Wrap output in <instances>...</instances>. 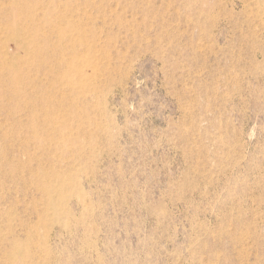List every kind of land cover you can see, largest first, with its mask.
Masks as SVG:
<instances>
[{
  "label": "rangeland",
  "instance_id": "1",
  "mask_svg": "<svg viewBox=\"0 0 264 264\" xmlns=\"http://www.w3.org/2000/svg\"><path fill=\"white\" fill-rule=\"evenodd\" d=\"M0 264H264V0H0Z\"/></svg>",
  "mask_w": 264,
  "mask_h": 264
},
{
  "label": "bare ground",
  "instance_id": "2",
  "mask_svg": "<svg viewBox=\"0 0 264 264\" xmlns=\"http://www.w3.org/2000/svg\"><path fill=\"white\" fill-rule=\"evenodd\" d=\"M12 69H13V67H12ZM84 80H85V78H84Z\"/></svg>",
  "mask_w": 264,
  "mask_h": 264
}]
</instances>
